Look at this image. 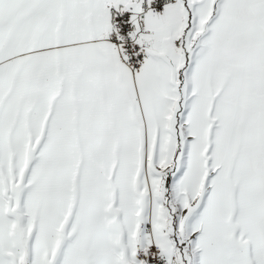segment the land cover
Segmentation results:
<instances>
[{
	"label": "crops",
	"instance_id": "crops-1",
	"mask_svg": "<svg viewBox=\"0 0 264 264\" xmlns=\"http://www.w3.org/2000/svg\"><path fill=\"white\" fill-rule=\"evenodd\" d=\"M110 1L129 0H0V251L14 217L27 264H127L144 219L175 264H264V0L167 4L137 70ZM186 157L166 208L160 177L121 167Z\"/></svg>",
	"mask_w": 264,
	"mask_h": 264
},
{
	"label": "built area",
	"instance_id": "built-area-1",
	"mask_svg": "<svg viewBox=\"0 0 264 264\" xmlns=\"http://www.w3.org/2000/svg\"><path fill=\"white\" fill-rule=\"evenodd\" d=\"M175 0H129L124 3H107L111 13L109 39L118 47L122 61L133 70L140 69L146 53L140 41L147 34L148 16L161 14L165 6ZM152 236V225L142 219L134 232V247L131 251L133 264H175L158 243L148 241Z\"/></svg>",
	"mask_w": 264,
	"mask_h": 264
},
{
	"label": "rangeland",
	"instance_id": "rangeland-1",
	"mask_svg": "<svg viewBox=\"0 0 264 264\" xmlns=\"http://www.w3.org/2000/svg\"><path fill=\"white\" fill-rule=\"evenodd\" d=\"M181 162V160H177V159H171L170 160V167H172V174L171 177L177 178L178 175H176L178 172L180 174V178L178 179L179 183H185L187 181V183H190L191 186L193 187L194 184V162H193V158H185V160H183L182 162H184L185 164L179 168V163ZM165 161H161V160H155V161H145V160H140L137 163L134 162H125L123 164H121L122 167V172L123 174L125 173V171H128V169L130 168H134V166L136 165V169H137V173L138 177H139V187L142 185H146L147 181L150 180L151 181V175H153V179L155 177V181L160 177V181H159V185H160V190H161V201L163 203L162 207L166 208L167 203H165V196H164V180H165V173L164 170L162 172V168L164 165ZM178 168V169H177ZM174 171L176 172L174 174ZM162 175V177H161ZM185 177V179H183ZM124 183H125V178H124ZM159 188V187H158ZM11 192V195H6V197H12L11 199L9 198L8 201V205L10 207H12V213L14 214L15 211H17L19 213L20 208L18 207L19 205V192H18V186H13L11 185V190L9 191ZM169 192L166 195L167 200L169 199L168 196ZM17 203V204H16ZM1 205V203H0ZM16 206V207H15ZM144 210V209H142ZM173 211V210H172ZM168 215V214H167ZM16 219L13 217V222H14V237H15V249L13 251L10 250H2L0 251V259L2 260L1 262H3L5 259L7 260V258H9V254L11 256L15 255V260L17 262V259L19 258V261L21 260L20 264H23V261L26 262L27 264V256H25L26 254V244H22V239L25 242V239L23 237V230H22V225L21 223H19V228L17 229V225H16ZM19 221H20V217H19ZM21 225V226H20ZM18 230V231H17ZM19 230L21 233V237L19 235ZM23 237V238H22ZM171 241H175L176 235L172 234L171 236ZM3 237H1L0 235V242H2ZM179 244H176V246H182L184 244V241H182V237L179 241ZM134 247V246H133ZM167 250L168 248L165 247ZM131 256V253H130ZM11 261V259H9ZM28 263H29V259H28ZM127 264H133V262H128Z\"/></svg>",
	"mask_w": 264,
	"mask_h": 264
},
{
	"label": "trees",
	"instance_id": "trees-1",
	"mask_svg": "<svg viewBox=\"0 0 264 264\" xmlns=\"http://www.w3.org/2000/svg\"><path fill=\"white\" fill-rule=\"evenodd\" d=\"M172 171V168H170L169 170H167V171H165L164 173H165V181H164V186H163V188H164V196H166V192H167V190H168V181H169V177L171 176V172ZM165 198V197H164ZM19 235H20V237H21V233H20V230H19ZM23 238V237H22ZM22 244H25V242L23 241V239H22ZM26 255H27V253H25ZM25 255V256H26ZM23 264H26V262H24L23 261Z\"/></svg>",
	"mask_w": 264,
	"mask_h": 264
}]
</instances>
